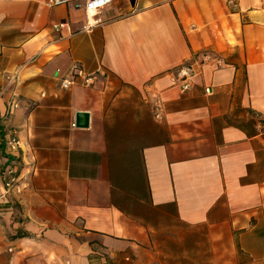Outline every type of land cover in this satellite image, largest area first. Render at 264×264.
<instances>
[{"label":"crops","instance_id":"0c3cea01","mask_svg":"<svg viewBox=\"0 0 264 264\" xmlns=\"http://www.w3.org/2000/svg\"><path fill=\"white\" fill-rule=\"evenodd\" d=\"M83 1L0 0V264H264V0Z\"/></svg>","mask_w":264,"mask_h":264},{"label":"built area","instance_id":"2783aa9c","mask_svg":"<svg viewBox=\"0 0 264 264\" xmlns=\"http://www.w3.org/2000/svg\"><path fill=\"white\" fill-rule=\"evenodd\" d=\"M49 2H61L65 0H48ZM110 0H84L83 7L85 11L88 13L89 16H92L96 10L105 4H107ZM96 21L95 18L86 19V24L83 26L84 28L89 27ZM64 24V21L60 20L54 22L52 24L53 28H58ZM30 60L27 58L23 62H21L18 66H16L10 74H7V80L9 83L12 84L10 92L8 94L7 100L4 104V108L0 114V117H6L10 111L17 105V98L16 93L14 90V86L18 80V70L20 66H22L26 61ZM212 63L214 65L221 64V56L217 53L212 52L209 49L203 48L199 49L196 52H193L188 58L180 62L174 70V78L178 80L179 87L181 90L186 89L192 83V78L195 74H197L203 63ZM97 71H99L97 69ZM94 77V73H86L83 71L81 66L74 62L71 63L67 69L65 75H63L59 79V85L62 87H67L71 84L75 83H82V84H90L92 78ZM206 91H208V87H206ZM260 125L264 131V118L260 119ZM18 144V139L15 135L9 134L5 138V148L7 150H12L16 148ZM13 162L6 164L3 168V172L5 174L4 178V187L13 189L14 191L18 192L21 188L25 185L26 181L22 175H19L13 167Z\"/></svg>","mask_w":264,"mask_h":264},{"label":"water","instance_id":"95a60500","mask_svg":"<svg viewBox=\"0 0 264 264\" xmlns=\"http://www.w3.org/2000/svg\"><path fill=\"white\" fill-rule=\"evenodd\" d=\"M74 125L85 126L87 123V112L86 111H76L74 115Z\"/></svg>","mask_w":264,"mask_h":264},{"label":"trees","instance_id":"16d2710c","mask_svg":"<svg viewBox=\"0 0 264 264\" xmlns=\"http://www.w3.org/2000/svg\"><path fill=\"white\" fill-rule=\"evenodd\" d=\"M261 118H264V117H259V120H260ZM260 121H261V120H260Z\"/></svg>","mask_w":264,"mask_h":264}]
</instances>
